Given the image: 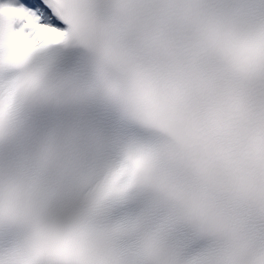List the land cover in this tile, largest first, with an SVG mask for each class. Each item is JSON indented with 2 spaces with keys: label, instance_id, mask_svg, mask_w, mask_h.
Returning a JSON list of instances; mask_svg holds the SVG:
<instances>
[{
  "label": "snow or ice",
  "instance_id": "snow-or-ice-1",
  "mask_svg": "<svg viewBox=\"0 0 264 264\" xmlns=\"http://www.w3.org/2000/svg\"><path fill=\"white\" fill-rule=\"evenodd\" d=\"M0 264H264V0H0Z\"/></svg>",
  "mask_w": 264,
  "mask_h": 264
}]
</instances>
